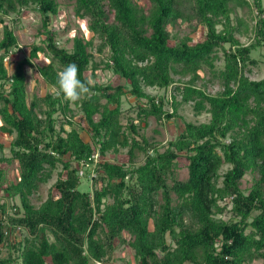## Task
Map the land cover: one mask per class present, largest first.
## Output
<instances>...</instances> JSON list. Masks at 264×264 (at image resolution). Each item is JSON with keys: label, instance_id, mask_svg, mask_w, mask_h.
Wrapping results in <instances>:
<instances>
[{"label": "trees", "instance_id": "1", "mask_svg": "<svg viewBox=\"0 0 264 264\" xmlns=\"http://www.w3.org/2000/svg\"><path fill=\"white\" fill-rule=\"evenodd\" d=\"M137 1L72 0L74 16L85 20L91 36L74 35L67 51L57 45L52 27L56 0H0V129L13 136L10 157L0 156V186L4 161H15L19 169L15 181L4 187L18 203L11 214L0 204V264H114L113 253L123 245L131 250L135 264L264 261V78L250 80L246 75L247 67L255 64L252 51L264 46V4L145 0V9ZM30 8L39 15L41 40L29 46L28 55L16 60L9 74L3 59L19 48L12 21ZM234 8L256 11L254 41L247 46L234 37L238 32L231 24ZM10 15L11 23L4 19ZM191 20L203 27V40L170 44L167 27ZM95 39L97 52H108L104 68L124 82L115 86L94 82L92 94L74 103L88 129L85 141L77 124L65 118L70 102L56 95L54 85L57 73L70 63L78 66L81 81H90L85 72L98 68L90 65L88 51ZM38 54L45 63H38ZM218 61L220 68L215 66ZM35 63L53 92L32 96L28 102L24 68ZM203 68L218 81L219 94L212 96L192 85ZM173 75H191L190 83L176 85L173 91L182 102L193 103L195 111L206 109L210 118L200 124L184 122L175 139L160 148L153 137L140 135L134 122L145 124L153 117L160 125L175 119L179 103L174 96L170 113L163 110L162 100L144 91L168 88ZM124 97L134 98L136 108L125 125ZM61 114L65 119L56 132ZM120 148H127V163L104 159ZM95 150L99 159L92 166ZM138 154L143 157L140 163ZM180 154L187 162L184 180L176 178ZM83 161L94 173L90 191L78 186L81 177L75 164ZM57 164L62 173L34 208L29 197L51 179ZM247 173L254 177L245 192L240 180ZM225 202L230 207L227 220L220 217ZM16 229L19 239H11V230Z\"/></svg>", "mask_w": 264, "mask_h": 264}, {"label": "rangeland", "instance_id": "2", "mask_svg": "<svg viewBox=\"0 0 264 264\" xmlns=\"http://www.w3.org/2000/svg\"><path fill=\"white\" fill-rule=\"evenodd\" d=\"M249 2L251 0H248ZM58 4V13L56 17L53 18L52 27L56 30V43L59 47H63L67 51H71L72 46V37L74 35H82L85 39L90 38L91 34L87 31L85 27V20L77 19L73 14V2L72 0H56ZM137 3L140 6H144L145 9L148 8V3L145 0H138ZM264 4V0H262ZM232 22L231 24L234 27L238 28V32L234 35L237 38L239 43L242 46H247L254 41V27L256 25V11L251 8L239 9L234 8L231 14ZM6 22L11 23V20L14 19V15L4 17ZM12 26L14 27V33L17 37L18 50L11 54V57L5 62L6 69L10 74L16 60L22 59L29 52V46L32 44H39L41 40L40 36V18L38 13L34 9H27L23 12H20L19 17L16 21H12ZM170 44H178L181 40H187L190 44L195 42H200L204 38V29L200 26L195 20L182 22L177 21L174 25L167 27ZM0 35H1V25H0ZM98 41L95 39L92 45L88 48V51L92 55V62L90 65L98 64V68L93 70L91 67L85 72V76L89 78L90 81L100 83L102 85L110 84L112 86L123 84V80H120L115 76L111 70L105 69L103 61H106L108 57L107 49L103 50L101 53L97 52ZM227 49V46L225 47ZM221 57V54H219ZM250 57L254 59L255 64L249 65L246 72L247 77L250 80H260L264 78V46L257 47L252 51ZM11 59V60H10ZM45 63L41 54H38V63ZM36 63L33 66H25V79H26V94L27 100L30 101L32 96L40 97L44 93H52L53 88L47 87L41 77L39 76L36 68ZM217 68L222 66V62L218 61L215 63ZM31 73V75L29 74ZM172 79L174 81L168 88H157V87H146L144 88L145 93L153 97L155 100L163 101V110L171 113V102L172 96L175 100L178 101L179 106L177 108V114L174 120L164 121L162 124L158 125L153 117H149L146 123H139L135 121L134 123L138 126V133L144 137H153L155 141L158 142L160 148H163L170 140H174L179 132L183 130L184 122H191L193 124L206 123L209 121L210 115L206 109L201 111H195L193 108V103L191 102H182L180 96L175 94L173 88L178 85L179 87L186 85L191 82V75L180 76L173 75ZM192 85L195 88L202 89L206 94L215 96L219 94L222 90L216 79H211V74L206 68L200 70L197 74V77L193 79ZM135 99L132 97H124L121 101V121L125 125L127 117L133 118L136 114L135 108ZM70 113L65 115L66 119L72 120L73 123L77 124L78 132L80 136L88 141L89 134L85 122L81 118V113L79 108L74 105V103H69ZM63 115H58V122L55 123V131L60 132L59 125L61 124ZM96 119V118H95ZM0 121V126H1ZM68 131V127H64V132L61 134L64 136ZM157 131V132H155ZM13 139L12 135H5L0 129V144L2 145V150L0 151V156L2 158L10 157L9 145ZM43 147V146H42ZM41 147V148H42ZM127 148H120L119 152L111 153L108 152L105 154L104 159L117 164L127 163ZM96 157L99 159V154L95 150L92 152L90 157ZM142 155H137V163L142 162ZM84 162V161H83ZM88 162V161H87ZM85 164V163H84ZM84 164H75L77 168V173L82 171L87 175L79 178L78 186L83 191H90L91 180L88 177V170L91 167L90 163ZM4 166V183L0 186V204L4 203L6 211L8 214L12 213L11 207L14 204L18 203L17 198L8 197L7 193L4 192V187L9 182H14L17 174L19 173L18 166L15 161H10L9 163L3 162ZM187 162L184 159L183 155L180 154L177 158V170L176 178L178 180H184L187 177ZM227 166H223L222 171H225ZM62 173L61 165L57 164L55 170L52 173L51 179L45 183L39 185L38 190L29 197L30 204L37 208L47 197V193L51 187H53L56 179L59 178V174ZM253 174H245L240 180V188L247 192L252 184ZM228 202V201H226ZM225 202V203H226ZM224 203H221L223 205ZM227 204V203H226ZM229 206L225 212L220 216L222 219L227 220L230 217ZM149 230H152L151 223L149 224ZM125 239H128L127 235L124 234ZM10 238L19 239V231L11 230ZM168 240V238H167ZM113 263L114 264H135L132 256V252L127 245L118 246L113 253ZM108 264V263H105ZM110 264V263H109ZM248 264H264L262 260H253Z\"/></svg>", "mask_w": 264, "mask_h": 264}, {"label": "clouds", "instance_id": "3", "mask_svg": "<svg viewBox=\"0 0 264 264\" xmlns=\"http://www.w3.org/2000/svg\"><path fill=\"white\" fill-rule=\"evenodd\" d=\"M93 86V81H81L78 66L70 63L57 73L54 88L57 96H62L68 102L76 103L83 97L90 96Z\"/></svg>", "mask_w": 264, "mask_h": 264}, {"label": "built area", "instance_id": "4", "mask_svg": "<svg viewBox=\"0 0 264 264\" xmlns=\"http://www.w3.org/2000/svg\"><path fill=\"white\" fill-rule=\"evenodd\" d=\"M8 58L9 57H5L3 59L4 65L6 64L5 62L8 60ZM91 159L93 161V163H92V166H93L98 161V159L96 157H94V156H92ZM86 163H89V162H80L81 165L82 164L87 165ZM89 169H91V168H89ZM78 175H79V177H83L84 176V173L82 171H79L78 172ZM88 177L90 178V180L94 177V173H93V170L92 169L89 171ZM97 264H99V263H97Z\"/></svg>", "mask_w": 264, "mask_h": 264}]
</instances>
